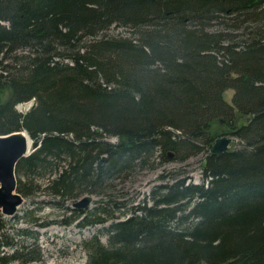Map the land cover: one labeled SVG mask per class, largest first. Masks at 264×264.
I'll use <instances>...</instances> for the list:
<instances>
[{
	"label": "trees",
	"instance_id": "trees-1",
	"mask_svg": "<svg viewBox=\"0 0 264 264\" xmlns=\"http://www.w3.org/2000/svg\"><path fill=\"white\" fill-rule=\"evenodd\" d=\"M20 130L33 143L15 164L23 197L100 195L99 212L121 210L106 243H83L87 264H264V0H0V135ZM222 131L240 142L211 153ZM202 151L200 183L111 198L135 172ZM7 230L0 213V264L39 260L37 240Z\"/></svg>",
	"mask_w": 264,
	"mask_h": 264
},
{
	"label": "rangeland",
	"instance_id": "rangeland-1",
	"mask_svg": "<svg viewBox=\"0 0 264 264\" xmlns=\"http://www.w3.org/2000/svg\"><path fill=\"white\" fill-rule=\"evenodd\" d=\"M118 32L124 34L126 29L115 28L113 26L110 28V33ZM232 93L233 90H226L224 98L230 101ZM28 106V103H23L15 106V108L18 111H25ZM236 141V144L232 142L230 147L232 145L233 147H237L240 140L237 139ZM205 156L206 152L202 151L184 161L178 162L170 160L158 164L155 169L137 171L128 179L121 181V183H116L115 188H117V191L110 193L111 196L113 195L111 198L116 201H127V205L132 206L139 204V199L143 194V196H146L153 185L164 181L170 183L174 177L182 178L184 176H190L192 182L199 183L203 179L202 163ZM81 197L83 196L79 195L74 199L61 201V199L54 200L52 196L42 194V192L35 197H24L23 203L18 206L15 214L4 217L8 230L5 238L2 240L6 242L13 241L14 243L26 245L31 248H35L33 242L37 240V251H39L40 255L39 260L26 264H86L88 256L86 250L83 248V243L91 239L94 235H98L101 243H106V235L102 231L112 222L116 221L113 217L119 214L121 210L114 212L109 207L107 209L108 213L99 212L101 205L98 202L101 197L100 195H92V200L84 211L86 210V212L91 213V215L87 216L89 220H96L98 222L81 224L86 215L82 216V213L76 217L70 210H64L66 206L72 209L73 204ZM57 200H60L58 205L47 206L45 204L40 210L35 211V209H32L36 201L53 203ZM3 201L4 199L1 197L0 207ZM148 202L150 203L149 200ZM62 216L72 217L68 223H63L61 222ZM120 217L122 218V214H120ZM30 234H36L37 237L31 236ZM2 248L9 254L14 249V247L10 246ZM10 264H17V262Z\"/></svg>",
	"mask_w": 264,
	"mask_h": 264
},
{
	"label": "water",
	"instance_id": "water-1",
	"mask_svg": "<svg viewBox=\"0 0 264 264\" xmlns=\"http://www.w3.org/2000/svg\"><path fill=\"white\" fill-rule=\"evenodd\" d=\"M18 132L21 131L9 134ZM9 134L0 135V198L4 199L3 203L1 202L0 210L5 215L14 214L23 202V196L17 192V180L14 170L16 162L21 157L26 156L29 151V145L26 147L24 142L9 137ZM231 142L232 138L228 136L217 138L210 145V152L215 154L225 152ZM90 201L91 197L85 195L74 204V207L83 209L88 206Z\"/></svg>",
	"mask_w": 264,
	"mask_h": 264
},
{
	"label": "bare ground",
	"instance_id": "bare-ground-1",
	"mask_svg": "<svg viewBox=\"0 0 264 264\" xmlns=\"http://www.w3.org/2000/svg\"><path fill=\"white\" fill-rule=\"evenodd\" d=\"M9 137H12V138L18 139L19 141L24 142L26 147L29 144V138L26 135V133H24V132H18V133H14V134H9Z\"/></svg>",
	"mask_w": 264,
	"mask_h": 264
}]
</instances>
